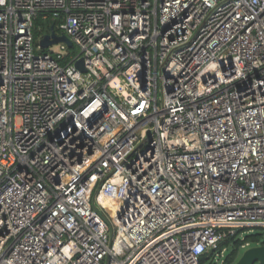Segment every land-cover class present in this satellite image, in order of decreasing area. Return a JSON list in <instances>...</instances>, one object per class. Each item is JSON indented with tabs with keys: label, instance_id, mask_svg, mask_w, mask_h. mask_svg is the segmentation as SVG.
<instances>
[{
	"label": "built area",
	"instance_id": "built-area-1",
	"mask_svg": "<svg viewBox=\"0 0 264 264\" xmlns=\"http://www.w3.org/2000/svg\"><path fill=\"white\" fill-rule=\"evenodd\" d=\"M253 227L264 0H0V264L222 263Z\"/></svg>",
	"mask_w": 264,
	"mask_h": 264
},
{
	"label": "trees",
	"instance_id": "trees-1",
	"mask_svg": "<svg viewBox=\"0 0 264 264\" xmlns=\"http://www.w3.org/2000/svg\"><path fill=\"white\" fill-rule=\"evenodd\" d=\"M55 27L54 22L48 20H42L41 18H38L34 24H33V34L35 38H38L42 35H47L51 32V28ZM248 228L239 229L234 236L229 237L228 239L224 240L220 243L219 249L222 248L226 249L223 262L221 264H235L240 257L242 256L240 254V249L244 245H251V244H257L260 242L257 236L251 235L244 238V240L238 239L239 233L242 230H246ZM212 254H206L202 256L199 260L198 264H202L205 260H211Z\"/></svg>",
	"mask_w": 264,
	"mask_h": 264
},
{
	"label": "water",
	"instance_id": "water-1",
	"mask_svg": "<svg viewBox=\"0 0 264 264\" xmlns=\"http://www.w3.org/2000/svg\"><path fill=\"white\" fill-rule=\"evenodd\" d=\"M59 43H64L68 48L72 47V43L66 36L64 35L57 36L53 32L52 28L50 34L43 35L39 41V45L42 49H46L49 46ZM75 67L79 69L81 72H85L82 61L75 63ZM255 263L264 264L263 245L247 249L235 264H255Z\"/></svg>",
	"mask_w": 264,
	"mask_h": 264
},
{
	"label": "rangeland",
	"instance_id": "rangeland-1",
	"mask_svg": "<svg viewBox=\"0 0 264 264\" xmlns=\"http://www.w3.org/2000/svg\"><path fill=\"white\" fill-rule=\"evenodd\" d=\"M48 50H49V53H55L56 51L59 50V46H58V44H54V45L50 46ZM251 235L257 236L258 239L260 240V242L257 244L244 245L243 247H241V249H240L241 255L249 248H253L256 246H260V245L264 246V228L253 227V228H248L246 230H242L239 233L238 239L244 240L245 237L251 236ZM221 260L222 259L214 258V255L212 254V259L211 260H205L202 264H220ZM255 264H259V263H255Z\"/></svg>",
	"mask_w": 264,
	"mask_h": 264
}]
</instances>
